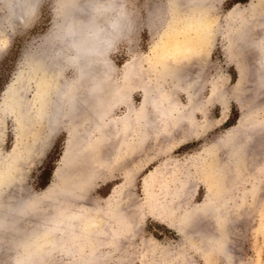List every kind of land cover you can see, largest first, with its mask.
I'll return each instance as SVG.
<instances>
[{"label": "rangeland", "instance_id": "374dc122", "mask_svg": "<svg viewBox=\"0 0 264 264\" xmlns=\"http://www.w3.org/2000/svg\"><path fill=\"white\" fill-rule=\"evenodd\" d=\"M228 1L123 0L128 30L106 53L104 123L83 121L93 99L87 114L61 117L43 157L22 164L15 181L22 187L3 194L9 204H26L53 183L56 203L38 201L35 215L19 216V229L46 220L61 200L70 207L78 200L74 208L80 203L84 212L71 227L77 234L69 226L55 231V247L30 264H264V0ZM55 4L37 0L30 16L7 25L0 4L2 154L49 132L33 120L17 126L4 100L27 59L46 45ZM73 75L67 65L64 78ZM66 141L75 153L92 151L79 194L66 184L68 170L56 171ZM101 214L115 218L103 224ZM91 220L95 230L81 232ZM15 253L0 246V264Z\"/></svg>", "mask_w": 264, "mask_h": 264}, {"label": "bare ground", "instance_id": "6f19581e", "mask_svg": "<svg viewBox=\"0 0 264 264\" xmlns=\"http://www.w3.org/2000/svg\"><path fill=\"white\" fill-rule=\"evenodd\" d=\"M36 3L37 0H0L4 11V15L0 19L6 22V25L12 17L21 18L22 20L23 16L31 15ZM123 6V0H56L55 7L57 11H54V14L57 20L53 22L52 32L46 45L41 51L27 59L25 71L16 77L12 90L6 93L4 100L5 111L12 115V119L17 126L21 124L26 126L33 120L38 125L45 127L46 132L49 131L44 136L46 138L51 133L53 125L58 123L61 117L73 118L75 115L77 117L85 115L83 112L85 111L84 113H86L88 111L91 99L94 101V103L92 101V114L88 117L90 119L87 118V120L85 118L86 120L84 119L83 121L85 123L90 121L91 125H88L89 122L87 125L96 127L98 120L103 122L106 119L107 109L105 108V103L102 102L103 93L101 95V89L104 88L102 83L105 82L104 79L108 77L111 70L106 53L113 42L128 30V14ZM191 24L194 26V23ZM67 65L72 67L74 71V75L70 80H66L63 76V69ZM28 84H32L34 87L31 99L24 97L25 91L29 87ZM103 100L107 101L104 98ZM84 122H82V126L80 124V134L83 136L86 135ZM2 137L3 133L0 130V146L3 140ZM35 138L34 143L30 142V146L25 144L21 146V149L13 148L6 155L2 154L0 148V246H5L6 249H16V252L18 249L20 252V254L15 253L12 255L13 260L10 264H30L32 256H36V254L40 258L43 257L46 251L56 245L54 232L57 231L62 234V232L66 231V226H69L68 232L74 235L76 233L75 229L71 227L74 221L84 213L79 209L80 207L78 208L80 203H76L77 207L74 208L76 205L73 203L78 202V200L76 201L75 198L73 199L66 194V197L70 196V200H75V202L71 203V205H74L73 207H70V203L67 205L66 201L61 200L62 202L57 203L56 212L50 213L47 216L48 218L46 217L47 219L44 217L46 215L43 216L46 220L41 219L42 221L38 220L40 222L37 224L31 223V225L33 224L32 226L29 225L26 229H19L20 226L18 227L17 225L19 216L24 215L25 217L29 213L31 217L32 214L35 215L38 201H41V203L44 201V203L47 202L48 204L56 203L53 196L48 193L53 183L39 195L31 196L29 198L30 201H27L28 203L26 204L23 203L22 199L16 200V202L11 201L12 204L4 200L5 189L19 183L15 181H19L18 175L21 173L22 164L24 165L28 159H30V162L39 161L50 145V141L47 138L43 139V142L40 141V134ZM36 141L41 142L39 145L40 150H38V155H36L37 159L34 154H30L31 151H35L31 147L35 146ZM85 151L80 150L75 153L71 150L69 141H66L64 151L58 160L56 168V171H60V169L68 170L66 184L68 183L71 189H74L78 194L89 179V176H84L86 177L85 182V179L81 178V175H84L85 170H87L84 166L91 165L93 161L90 156L92 151L90 149L87 150V147ZM74 154L76 155L75 157H73ZM71 164L76 166V172H70ZM91 167H94V164ZM94 171L96 172V170ZM54 176H56L55 173ZM22 177L19 176L20 180ZM19 185L22 187L21 183ZM16 190L18 191V189ZM61 191L64 190L61 189ZM70 193H73V191ZM7 199H9L8 196ZM114 218L115 215L112 214L108 215V217L104 216L98 221L101 220L105 222L103 224H106L113 221ZM96 222L97 220L89 221L81 232L85 233L95 230ZM178 233L181 234L180 230Z\"/></svg>", "mask_w": 264, "mask_h": 264}, {"label": "trees", "instance_id": "16d2710c", "mask_svg": "<svg viewBox=\"0 0 264 264\" xmlns=\"http://www.w3.org/2000/svg\"><path fill=\"white\" fill-rule=\"evenodd\" d=\"M248 0H229L228 1V4H229V6L230 7H232L234 4H236V3H239V2H242V3H244V2H247Z\"/></svg>", "mask_w": 264, "mask_h": 264}]
</instances>
